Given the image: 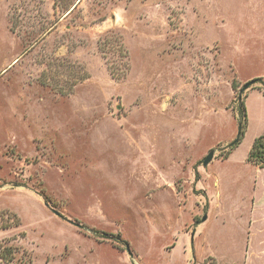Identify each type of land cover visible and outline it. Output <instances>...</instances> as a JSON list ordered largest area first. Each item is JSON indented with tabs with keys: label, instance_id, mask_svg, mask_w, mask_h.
<instances>
[{
	"label": "rangeland",
	"instance_id": "1",
	"mask_svg": "<svg viewBox=\"0 0 264 264\" xmlns=\"http://www.w3.org/2000/svg\"><path fill=\"white\" fill-rule=\"evenodd\" d=\"M262 82L264 0H0V243L30 264H264Z\"/></svg>",
	"mask_w": 264,
	"mask_h": 264
},
{
	"label": "trees",
	"instance_id": "2",
	"mask_svg": "<svg viewBox=\"0 0 264 264\" xmlns=\"http://www.w3.org/2000/svg\"><path fill=\"white\" fill-rule=\"evenodd\" d=\"M119 46L120 43H119ZM259 79V80H258ZM255 81H260V78L255 79ZM233 86V83H232ZM261 89L264 91V83H261ZM238 117H239V124H238V131L236 137L229 142L226 146V157L229 155L232 149H234L241 141L244 132H245V123H246V113L245 107L242 102L238 101ZM248 160L255 161L259 165L260 168L264 170V132L256 137L253 140L251 148L248 153ZM264 183V181H263ZM21 251L23 255H25V262L27 264L31 263V257L28 255L27 250L20 246H5L0 243V260L2 263H7L14 258V254L16 252Z\"/></svg>",
	"mask_w": 264,
	"mask_h": 264
},
{
	"label": "water",
	"instance_id": "3",
	"mask_svg": "<svg viewBox=\"0 0 264 264\" xmlns=\"http://www.w3.org/2000/svg\"><path fill=\"white\" fill-rule=\"evenodd\" d=\"M246 87H247V84L244 86V88H246ZM212 156H213V151L211 150V151H209V152L207 153V155L204 157V159H203V161H202V164H203V165H206V164L211 160ZM53 212H54L56 215H58V212H57V211L53 210ZM127 250H128V249H127ZM128 253L130 254L129 251H128Z\"/></svg>",
	"mask_w": 264,
	"mask_h": 264
}]
</instances>
